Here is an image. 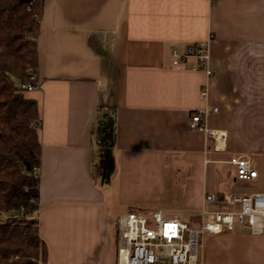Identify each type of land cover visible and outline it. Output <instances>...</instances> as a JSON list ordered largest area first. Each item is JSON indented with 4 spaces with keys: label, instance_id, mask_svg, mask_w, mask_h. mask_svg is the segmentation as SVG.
Returning <instances> with one entry per match:
<instances>
[{
    "label": "crops",
    "instance_id": "obj_1",
    "mask_svg": "<svg viewBox=\"0 0 264 264\" xmlns=\"http://www.w3.org/2000/svg\"><path fill=\"white\" fill-rule=\"evenodd\" d=\"M210 34L211 77L194 60L173 64L172 48ZM37 44L39 87L27 95L42 118L47 264H116L118 220L130 211L196 225L204 208H237L224 195L264 193V0H43ZM99 107L115 111L110 148L97 144ZM214 107L205 122L227 133L221 151L190 127ZM234 155L258 177L239 180ZM237 225L204 235L199 264H264V235Z\"/></svg>",
    "mask_w": 264,
    "mask_h": 264
},
{
    "label": "trees",
    "instance_id": "obj_2",
    "mask_svg": "<svg viewBox=\"0 0 264 264\" xmlns=\"http://www.w3.org/2000/svg\"><path fill=\"white\" fill-rule=\"evenodd\" d=\"M42 6L43 0H0V264H47L48 258L39 231L42 118L22 87L37 77ZM116 130L115 111L99 107L97 144L114 146ZM99 166L104 169L103 158Z\"/></svg>",
    "mask_w": 264,
    "mask_h": 264
},
{
    "label": "built area",
    "instance_id": "obj_3",
    "mask_svg": "<svg viewBox=\"0 0 264 264\" xmlns=\"http://www.w3.org/2000/svg\"><path fill=\"white\" fill-rule=\"evenodd\" d=\"M212 39L213 35L210 34L208 40L189 44L183 50L172 48L173 64L194 60L192 68L205 70L211 77L213 70L209 62ZM22 87L28 91L35 90L39 87V81L32 74L31 82ZM200 94L202 98L207 97V86H202ZM217 111L218 107L198 110L192 115L190 127L203 131L213 141V149L221 151L225 150L227 133L209 128L205 122L209 113ZM230 163L236 167L239 180L250 181L258 177V170L248 156L234 155ZM206 200L214 201L215 196L209 193ZM223 200L237 208H204L199 212L201 220L196 225L182 222L161 210H134L122 215L118 220L116 264H199L204 235L234 231L236 224L247 226L252 234L264 235V193L227 194Z\"/></svg>",
    "mask_w": 264,
    "mask_h": 264
},
{
    "label": "rangeland",
    "instance_id": "obj_4",
    "mask_svg": "<svg viewBox=\"0 0 264 264\" xmlns=\"http://www.w3.org/2000/svg\"><path fill=\"white\" fill-rule=\"evenodd\" d=\"M98 168H99V171L102 170L101 167L99 166V164H98ZM179 219L182 222H186V223L190 224V217L188 215H181V216H179ZM237 227H238V225L236 226V230H238ZM239 231H241V230H239ZM199 263H200V261H199Z\"/></svg>",
    "mask_w": 264,
    "mask_h": 264
},
{
    "label": "water",
    "instance_id": "obj_5",
    "mask_svg": "<svg viewBox=\"0 0 264 264\" xmlns=\"http://www.w3.org/2000/svg\"><path fill=\"white\" fill-rule=\"evenodd\" d=\"M21 1H23V2H28V1H30V0H21Z\"/></svg>",
    "mask_w": 264,
    "mask_h": 264
}]
</instances>
